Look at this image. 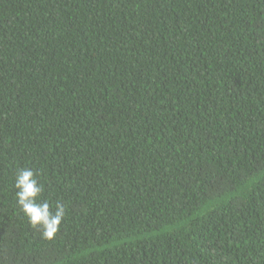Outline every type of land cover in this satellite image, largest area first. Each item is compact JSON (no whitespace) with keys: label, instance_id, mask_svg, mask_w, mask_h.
I'll return each mask as SVG.
<instances>
[{"label":"trees","instance_id":"obj_1","mask_svg":"<svg viewBox=\"0 0 264 264\" xmlns=\"http://www.w3.org/2000/svg\"><path fill=\"white\" fill-rule=\"evenodd\" d=\"M0 264H264V0H0Z\"/></svg>","mask_w":264,"mask_h":264},{"label":"clouds","instance_id":"obj_2","mask_svg":"<svg viewBox=\"0 0 264 264\" xmlns=\"http://www.w3.org/2000/svg\"><path fill=\"white\" fill-rule=\"evenodd\" d=\"M13 187L17 207L28 224L39 230L43 239H52L59 231L65 218L66 206L41 199L44 191L38 173L27 167H19L14 174Z\"/></svg>","mask_w":264,"mask_h":264}]
</instances>
